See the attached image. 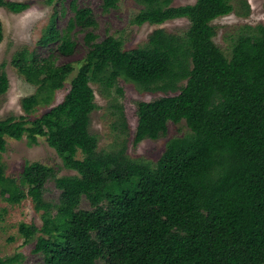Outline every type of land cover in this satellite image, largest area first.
<instances>
[{"label":"trees","instance_id":"obj_1","mask_svg":"<svg viewBox=\"0 0 264 264\" xmlns=\"http://www.w3.org/2000/svg\"><path fill=\"white\" fill-rule=\"evenodd\" d=\"M136 1L143 7L135 24L187 18L188 30L157 28L145 44L126 50L112 35L98 40L93 10L72 1L66 27H56L53 13L38 40L70 55L75 32L85 31L88 51L57 105L56 92L73 66L30 47L16 51L12 64L35 91L21 99L25 115L0 119V194L13 204L31 197L41 212V226L21 222L19 232L25 242L36 240L33 252L43 264H264V24L246 25L228 57L214 42L212 22L235 10L232 0L179 6L173 0ZM116 3L104 0V7ZM0 6L20 13L29 3L0 0ZM119 78L166 93L137 101L135 144L165 136L170 122L186 123L189 131L171 138L156 163L131 158L125 141L115 150H99L90 131L98 107L91 84L123 95ZM8 89L0 65V99ZM40 106L49 109L30 119ZM112 107L114 127L127 133L123 106ZM41 136L77 174L59 176L55 168L32 162L19 178L7 176L1 159L7 139L27 137L33 145ZM51 180L60 190L56 203L45 199ZM84 199L90 208L81 207ZM21 257L0 255V264H19Z\"/></svg>","mask_w":264,"mask_h":264},{"label":"rangeland","instance_id":"obj_2","mask_svg":"<svg viewBox=\"0 0 264 264\" xmlns=\"http://www.w3.org/2000/svg\"><path fill=\"white\" fill-rule=\"evenodd\" d=\"M29 3V8L20 13H14L6 7L0 6V19L4 29V39L0 43V65H3L9 79V89L0 99V119L7 116L25 115L21 107V99L32 94L35 86L26 81L12 64L16 51L30 47L35 49L40 57L55 56L58 65L71 64L73 71L68 75L64 87L56 92L53 105L60 103L71 87V81L83 63L88 46L85 43V31L78 28L74 34L76 48L70 55L60 54L56 51V44H38L50 17L56 13L55 24L58 29H63L73 17L74 12L71 3L74 0H55L48 4L45 0H11ZM79 7H90L98 22L93 30L102 40L108 35L123 42L126 50L145 44L151 32L157 28H164L168 32L183 34L189 26L187 18L168 20L163 24L151 25L149 23L137 25L134 17L142 9V5L136 0H117L116 6L104 7V0H75ZM196 0H173V5L193 4ZM235 10L225 16L213 20L216 29L214 42L229 57L233 41L239 34L245 32L246 25L264 24V0H232ZM247 5L249 12L246 13ZM117 85L123 89L120 95L115 87L105 90L100 84L92 83L95 92V102L98 107L91 114L90 131L98 136V149L102 151L115 150L125 141L128 155L133 159H141L156 163L166 149L167 142L176 136H182L189 130L185 121L181 123L170 122L165 136L159 139L146 138L134 143L136 126L138 122L137 101H152L165 96L161 91H145L131 81L119 78ZM170 95L176 93L170 92ZM120 103L125 111L128 122L127 133H121L114 127L113 103ZM49 109L48 106H40L30 119L41 116ZM7 149L1 154L5 165L6 175L19 178L26 163L41 162L55 168L59 176L75 175L76 171L66 169L61 157L52 148L46 137H39L38 142L28 144L27 137L21 140L7 139ZM81 153L78 157H82ZM60 190L53 180L46 184L45 199L58 202ZM82 208H90L87 199L81 203ZM21 222L35 223L41 226V212H38L31 197L22 200L18 204L7 201L0 194V255L4 258L21 254L19 264H43V256L33 252L36 240L25 242L19 232ZM98 264H103L98 261Z\"/></svg>","mask_w":264,"mask_h":264}]
</instances>
